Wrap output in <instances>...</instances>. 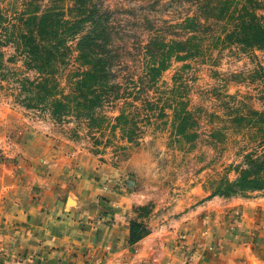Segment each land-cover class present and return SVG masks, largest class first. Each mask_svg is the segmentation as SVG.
<instances>
[{
    "label": "rangeland",
    "instance_id": "374dc122",
    "mask_svg": "<svg viewBox=\"0 0 264 264\" xmlns=\"http://www.w3.org/2000/svg\"><path fill=\"white\" fill-rule=\"evenodd\" d=\"M26 1L1 0L9 20L2 26L17 21ZM73 3L62 0L61 6ZM244 6L248 0H103L123 37L117 41L122 62L114 70L120 88L93 117L56 121L48 110L23 106L20 80L37 74L25 68L13 44L1 47V143L6 132L9 137L28 131L30 142L62 148L79 164L95 160L103 170L101 186L140 223L143 237L163 235L191 218L208 221V214L229 216L234 225V204L260 193H234L227 185L238 176L237 166L245 165L244 156L258 147L256 128L236 118L264 111V52L228 41ZM187 18L196 19L197 31L184 28ZM6 33L1 27V42ZM193 35L199 53L183 60L174 56L157 82H150L144 67L148 41L157 36L169 43L186 41ZM76 55L57 73L64 94L80 67ZM122 113L126 128L138 135L132 141L122 135Z\"/></svg>",
    "mask_w": 264,
    "mask_h": 264
},
{
    "label": "crops",
    "instance_id": "0c3cea01",
    "mask_svg": "<svg viewBox=\"0 0 264 264\" xmlns=\"http://www.w3.org/2000/svg\"><path fill=\"white\" fill-rule=\"evenodd\" d=\"M6 134L0 264H264L263 191L234 204V225L208 214L132 243L128 211L101 186L95 160L79 164L62 148L30 142L28 131Z\"/></svg>",
    "mask_w": 264,
    "mask_h": 264
},
{
    "label": "trees",
    "instance_id": "16d2710c",
    "mask_svg": "<svg viewBox=\"0 0 264 264\" xmlns=\"http://www.w3.org/2000/svg\"><path fill=\"white\" fill-rule=\"evenodd\" d=\"M44 1L27 0V8L11 23L10 29L2 26L9 20L0 0V29L7 30L5 40L1 42L0 38V48L13 44L25 68L37 74L33 78H21L20 95L25 96L20 102L28 109L48 110L56 121H63L68 115L93 117L112 95H119L120 85L115 82L114 70L122 62V46L117 44L120 37L123 38L121 30L112 19L113 13L103 7V0H73V5L67 9L61 6L62 0H48L49 6L44 5ZM260 9H264L262 3L248 0V6L234 18V30L228 41H234L243 50L264 52V13H258ZM197 25L195 18H187L184 28L195 32ZM197 41L195 35L186 41L170 43L159 36L151 38L144 47V67L149 81L157 82L174 56L180 60L196 56L200 51ZM73 42H76L75 47H72ZM74 51L80 67L72 76L71 91L64 94L58 88L57 73L68 64ZM2 57L0 50V68L3 67ZM121 119L125 121L122 135L128 141L134 140L138 136L136 131L126 128L129 121L123 113L118 116V120ZM236 120L247 121L256 128L258 147L244 156L245 165L237 166L238 176L227 185L234 187V193L264 190V111L253 109L250 117L238 116ZM130 231L132 243L143 237L137 221H130Z\"/></svg>",
    "mask_w": 264,
    "mask_h": 264
}]
</instances>
